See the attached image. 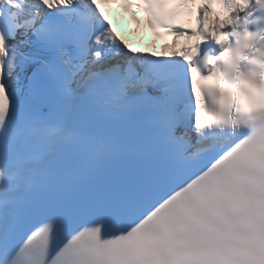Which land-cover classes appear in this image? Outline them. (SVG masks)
<instances>
[{
	"label": "snow or ice",
	"instance_id": "obj_1",
	"mask_svg": "<svg viewBox=\"0 0 264 264\" xmlns=\"http://www.w3.org/2000/svg\"><path fill=\"white\" fill-rule=\"evenodd\" d=\"M0 264H264V0H0Z\"/></svg>",
	"mask_w": 264,
	"mask_h": 264
},
{
	"label": "bare ground",
	"instance_id": "obj_2",
	"mask_svg": "<svg viewBox=\"0 0 264 264\" xmlns=\"http://www.w3.org/2000/svg\"><path fill=\"white\" fill-rule=\"evenodd\" d=\"M110 19L112 20L113 27L116 30L117 34L126 39L131 46L151 50V45H145L142 41H140L142 32L141 29L139 33L128 30L125 26L122 25V20L120 18H117L115 13H110Z\"/></svg>",
	"mask_w": 264,
	"mask_h": 264
}]
</instances>
